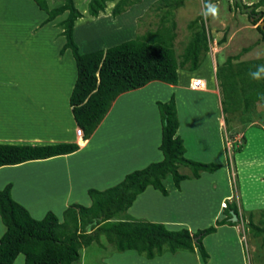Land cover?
<instances>
[{"label": "crops", "instance_id": "1", "mask_svg": "<svg viewBox=\"0 0 264 264\" xmlns=\"http://www.w3.org/2000/svg\"><path fill=\"white\" fill-rule=\"evenodd\" d=\"M65 15L66 12L52 21L44 22L47 14L33 0H0V74H13V80H10L14 84L12 87L0 85V143L76 142L79 145L76 151L68 154L0 166V188L11 183V196L37 219L51 210L61 220L63 210L73 202L90 205L89 188L104 189L112 186L122 180L126 173L163 158L159 149L162 133L156 101H165L173 93L179 119L177 134L183 139L185 156L199 161H214L221 167L212 173L201 172L199 178L182 180L180 188L174 186L169 175L163 180L168 189L167 196L147 186L137 195L128 213L134 217L162 222L169 229L187 227L191 231H195L199 225V228L205 227L214 224L217 218H223V209L219 203L225 196L232 197L230 190L219 194L217 210L212 212L213 218L206 223L192 226L176 216L171 215L170 218L168 215L173 203L185 200L195 203L201 213L206 215L210 210V199L204 194L209 186V183L204 186L205 182L208 178H216L223 168H228L221 131L225 117L217 79L211 91L194 89L188 79L204 78L193 75L198 67L195 70L179 68L177 84L154 80L145 87L121 93L90 137H77L78 125L69 104L77 76L76 64L69 49L63 54L59 53L65 38L61 28L57 27ZM76 21L74 38L79 45ZM79 47L82 52L100 48L95 46L86 50ZM11 61L14 67L8 65ZM180 74H184L187 81L182 82ZM2 79L0 77V84ZM6 89L13 91L14 99H17L12 106L5 102ZM190 91H198L199 96L188 94H193ZM184 92L188 103L181 101L180 94ZM202 102H210L213 109L212 122L205 119L199 128L194 121V107ZM184 105L187 106L184 108ZM17 106L20 109H15ZM131 111L132 114H129ZM200 129L205 130V133L202 134ZM80 139L84 144H81ZM170 186L176 194H171ZM144 196L158 198L163 203L159 212L164 216H151L136 211V204ZM37 200L45 203L39 205L40 210L34 208ZM179 221L183 224H175ZM224 229L232 228L227 224L217 226L216 232L203 238L209 252L206 263L197 250L165 252L152 258V261H161V264L168 261L174 264H244L241 246L239 250L237 247V252L222 248L220 240L221 235L225 234ZM4 231L5 226L0 219V237ZM208 239H213L212 247L208 245Z\"/></svg>", "mask_w": 264, "mask_h": 264}, {"label": "trees", "instance_id": "2", "mask_svg": "<svg viewBox=\"0 0 264 264\" xmlns=\"http://www.w3.org/2000/svg\"><path fill=\"white\" fill-rule=\"evenodd\" d=\"M46 12L44 22L54 20L66 12L58 22L65 42L59 50L72 53L77 76L69 96V104L76 124L87 139L110 110L113 101L123 92L143 87L158 80L168 84L178 83V69L195 70L204 53L209 50L207 35L199 18L188 23L190 36L177 57L172 45L173 34L148 32L149 39L139 35L106 48L82 52L74 38L75 21L83 16L75 0H61L50 7L47 0H33ZM113 0H88L87 13L97 17ZM140 0H116L111 15L116 17ZM170 17L173 9L183 5V0H159ZM263 5L259 0L254 7ZM238 6V5H236ZM239 7V6H238ZM255 12V9L252 10ZM250 15V14H249ZM264 22V17L262 19ZM254 23L256 21H253ZM174 25V22H173ZM264 41V23L257 25ZM228 57L226 64L217 69L222 110L247 112L257 101L264 102V77L254 80L249 70L264 64L263 60L241 61L237 66ZM161 120L159 149L163 158L126 173L122 180L104 189L87 190L91 203L88 206L73 202L62 212V219L51 210L42 218H34L29 211L11 196V183L0 188V219L5 231L0 237V264H13L19 253L24 264H74L80 258V249L96 243L103 246L101 237L118 252L135 250L139 255L152 259L165 252L180 250L198 251L202 261L207 262L209 252L203 238L217 231V226H234L232 212L240 216L238 205L230 201L223 209L225 216L214 224L191 231L187 227L169 229L162 222L134 217L128 213L137 195L152 186L162 195H168L164 179L171 176L176 188L188 178H199L201 172L212 173L221 166L214 161H199L185 156L183 139L177 134L179 119L175 96L156 101ZM81 144L84 141L80 139ZM79 148L76 142L51 144L0 143V166L46 159L68 154ZM241 147L236 148L240 151ZM184 167L188 172L180 169ZM249 213L251 234L260 237L264 244V210L258 221Z\"/></svg>", "mask_w": 264, "mask_h": 264}, {"label": "rangeland", "instance_id": "3", "mask_svg": "<svg viewBox=\"0 0 264 264\" xmlns=\"http://www.w3.org/2000/svg\"><path fill=\"white\" fill-rule=\"evenodd\" d=\"M258 1L243 0V3L254 6ZM47 2L50 7H53L61 3V0H47ZM87 2L88 0H75L76 7L83 13L81 19L76 21L78 24L77 39L80 43L79 46L86 50L95 46L104 48L139 35H144L149 39L152 36L148 34L149 31H159L173 34L171 42L178 57L190 36L188 23L199 18L204 26L209 46V50L203 54L200 64L193 74L204 76V78H200L202 84L200 89L202 90L211 91L215 88V73L218 68L226 64L228 57H232L231 62L234 67L241 61H264V41L256 27L264 17L263 5L253 8L260 15L250 16L248 13L242 12L232 0H213L211 2L209 0H183V5L173 9L171 16L168 17L165 15L166 7L162 6L159 0H140L125 12L113 17L111 9L116 2L113 0L107 2L102 13L93 17L87 13ZM206 4L215 6L219 10L218 16L213 17L208 14ZM57 28L60 29V26ZM58 38L59 36L56 40ZM12 61L8 65L14 67ZM12 75L0 74V77L4 78L0 85L12 87L14 85L11 81L13 80ZM180 78L182 82L187 81L184 74H180ZM188 81L192 82L194 79H188ZM6 90L8 92L4 94L5 102L11 103L12 106L13 101L16 102L17 99H14L13 91ZM190 92L193 94H188L194 96L199 94L198 91ZM180 95L181 101L188 103L186 92ZM200 104H196L194 107V121L199 128L203 126L202 122L204 123L205 119L212 122L211 111H213L210 102ZM19 107L17 106L15 109H20ZM129 114H132V111ZM224 117L225 122L221 131L224 137L225 159L229 165L227 170L223 168L216 178H208L205 182L204 186L209 183L208 190L204 193L210 199L209 212L203 215L195 203L185 200L182 203H173L168 215L169 217L176 216L192 226L206 223L213 218L212 212L217 210L219 194L230 190L232 197L225 196L220 200L219 207L224 209L223 202L228 205L233 200L238 205L240 216L238 218L236 216L235 219L231 218L236 221V225L231 226L232 229H224L225 234L221 235L220 244L222 248L233 249L235 252H237V247L239 250L241 246L244 264H264V244L260 237H254L251 234L249 222L250 212H253V221H258L260 212L264 210V102H255L247 112L237 110L231 113L228 111L224 113ZM201 130L200 132L204 134L205 130ZM238 147H241L240 151H236ZM204 155L208 154L204 153ZM180 170L188 172V169L184 167ZM169 179L171 180V177ZM170 188L171 194H176L175 189L171 186ZM63 191H65L64 186ZM59 200L55 202L57 203ZM200 200L204 202L203 199ZM37 201L35 209L39 208V205L45 204L41 200ZM161 206L163 203L155 196H144L139 199L135 210L151 216H164L159 212ZM175 224L183 223L179 221ZM212 240L208 239L210 247L214 245ZM101 242L103 246L92 243L82 247L80 258L74 264H161V261L153 262L152 259L139 255L135 250L118 252L103 236ZM174 263L168 261L166 264ZM13 264H24L23 254H19Z\"/></svg>", "mask_w": 264, "mask_h": 264}, {"label": "clouds", "instance_id": "4", "mask_svg": "<svg viewBox=\"0 0 264 264\" xmlns=\"http://www.w3.org/2000/svg\"><path fill=\"white\" fill-rule=\"evenodd\" d=\"M206 12L208 14H211L213 17H216V16H218L219 10L211 4H206ZM249 75L254 80H260L262 77H264V64L256 66L255 71H252L250 69ZM262 95H264V94H262Z\"/></svg>", "mask_w": 264, "mask_h": 264}, {"label": "water", "instance_id": "5", "mask_svg": "<svg viewBox=\"0 0 264 264\" xmlns=\"http://www.w3.org/2000/svg\"><path fill=\"white\" fill-rule=\"evenodd\" d=\"M211 1H213V0H209V2H211ZM233 1V3L235 4V5H238L239 6V8H240V10H242V12H246V13H248V14H251L252 13V10H253V8H254V6L253 5H245L244 3H243V0H232ZM256 15H260V13H258V14H256ZM263 21H261L260 22V24L259 25H263ZM232 218L233 219H235L236 218V215L232 212Z\"/></svg>", "mask_w": 264, "mask_h": 264}, {"label": "built area", "instance_id": "6", "mask_svg": "<svg viewBox=\"0 0 264 264\" xmlns=\"http://www.w3.org/2000/svg\"><path fill=\"white\" fill-rule=\"evenodd\" d=\"M193 88L200 89L202 87V84L200 83V78H195L194 81L191 83ZM76 136L77 137H83V131L80 127L76 128ZM226 206V203L223 202V207Z\"/></svg>", "mask_w": 264, "mask_h": 264}, {"label": "flooded vegetation", "instance_id": "7", "mask_svg": "<svg viewBox=\"0 0 264 264\" xmlns=\"http://www.w3.org/2000/svg\"><path fill=\"white\" fill-rule=\"evenodd\" d=\"M257 13L256 12H252L251 14H250V16H254V15H256Z\"/></svg>", "mask_w": 264, "mask_h": 264}, {"label": "bare ground", "instance_id": "8", "mask_svg": "<svg viewBox=\"0 0 264 264\" xmlns=\"http://www.w3.org/2000/svg\"><path fill=\"white\" fill-rule=\"evenodd\" d=\"M157 83V82H156ZM145 87V86H144ZM142 89V88H141Z\"/></svg>", "mask_w": 264, "mask_h": 264}]
</instances>
